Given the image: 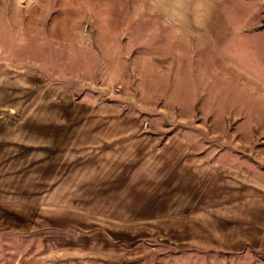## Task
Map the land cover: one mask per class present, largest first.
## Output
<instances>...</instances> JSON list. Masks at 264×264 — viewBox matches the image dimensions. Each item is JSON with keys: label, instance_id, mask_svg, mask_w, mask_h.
<instances>
[{"label": "rangeland", "instance_id": "374dc122", "mask_svg": "<svg viewBox=\"0 0 264 264\" xmlns=\"http://www.w3.org/2000/svg\"><path fill=\"white\" fill-rule=\"evenodd\" d=\"M226 1L157 70L83 0H0V264H264V0Z\"/></svg>", "mask_w": 264, "mask_h": 264}, {"label": "crops", "instance_id": "0c3cea01", "mask_svg": "<svg viewBox=\"0 0 264 264\" xmlns=\"http://www.w3.org/2000/svg\"><path fill=\"white\" fill-rule=\"evenodd\" d=\"M225 2L227 3L226 0H83L82 4L89 14L88 24L93 23L98 28L99 41L144 45L149 51L140 53L142 56L161 59L156 66L157 70H181L180 59L189 50L186 52L182 48L180 53L176 47L164 44H192L200 41L201 37L207 43L213 35L202 32L198 21L204 17L206 10H220ZM221 18L224 17L219 14L218 19ZM175 51H178L177 54H171ZM174 59L176 61H172Z\"/></svg>", "mask_w": 264, "mask_h": 264}]
</instances>
